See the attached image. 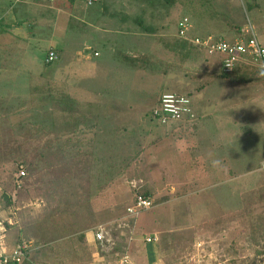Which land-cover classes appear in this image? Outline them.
<instances>
[{
  "label": "rangeland",
  "instance_id": "374dc122",
  "mask_svg": "<svg viewBox=\"0 0 264 264\" xmlns=\"http://www.w3.org/2000/svg\"><path fill=\"white\" fill-rule=\"evenodd\" d=\"M39 1L41 4L38 0L23 4L19 0H7L2 4L3 7L10 4L9 13L4 12L7 21L12 22L11 17H27L24 28L33 35L24 51L18 48L0 51V66L8 67L7 72H0V80L13 75L4 84L6 92L20 94L13 105L1 103L0 106V195L13 194L14 187L18 194L21 191L13 222L18 225L10 228V236L15 242L19 239L26 244L32 242L30 264H116L124 256L129 257L131 264H149L147 256L153 263L159 258L158 264H264V254L256 255L258 250L264 251L260 221L264 217V75L260 72L258 85L236 82L233 86L234 82L231 89L221 93V84L226 81L217 77L222 75L218 55L211 57L200 50L201 58L194 60L181 52H142L150 55V71L128 77L133 71L124 65L122 72L126 79L121 84L124 87L113 88L114 82L119 81V66L127 58L120 57L119 46L114 50L113 39L119 38L103 33V26L92 21L98 18L99 22H107L123 14L139 16L145 24L161 29L158 34L177 38L178 24L183 18L193 24L192 35H204L206 28H216L219 21V30L213 35L226 41L233 39L226 34L227 27L234 30L251 24L264 45V0H94L92 6L85 0ZM134 1L135 5L131 6ZM108 27L116 29L117 21ZM4 39L0 36V46L5 45L3 50L8 44H17ZM51 48L63 54L60 60L48 64ZM79 50L111 71L106 84L108 90H101L92 79H74L71 84L70 78L62 83L55 80L59 70L64 73L69 67L76 69L88 64L73 57V52ZM94 52H98V58ZM135 61L143 65L142 57ZM207 62L213 66L212 71L203 68ZM11 67L18 68L16 74L8 73ZM243 68L245 65L237 67ZM248 70L242 71L249 75ZM234 74L244 78V72ZM131 81L143 89L136 85V90L131 92L129 85L126 86ZM97 93L104 96L110 93L111 98L121 99L125 108L131 104V113L125 120L122 114L109 116L99 129L87 130L85 123L76 128L72 114L86 112L92 102L97 103ZM164 93L176 94L191 103L222 97L224 108L217 103L208 106L213 117L225 116L227 120L222 125L225 135L220 138L222 144L227 141L226 153L216 150L215 155L242 154L253 164L241 172L246 175L214 185L215 174L205 169L208 162L204 168L199 155L189 152L190 140L177 141L154 119L155 101ZM71 100L79 105L72 107L68 102ZM230 115L236 119V126L235 121L229 122ZM150 126L149 130L156 133L145 138L141 149L132 152L135 140L125 137L124 134L128 135L125 131L139 132ZM106 133L109 135L104 137ZM247 133H250L248 138L244 137ZM212 140L217 149L220 146L217 138ZM100 141L107 142L105 148L96 147ZM88 147L101 152L87 150ZM194 157L199 162L193 163ZM86 162L93 163L94 185H98L97 180H107L109 189L98 196L94 194L93 199L77 200L93 216H79L75 212L71 217H55L63 214L54 208V202L62 199L69 204L71 199L65 197L68 189L75 187L79 193L85 183L78 181L77 185L62 184L57 188L53 182L57 178H70L73 182L75 176L81 177L77 172ZM20 164L30 170V174L25 170L23 180L17 179ZM98 171L101 175H97ZM144 185L153 191V202L169 200L131 216L127 213L134 205L131 187ZM99 225L103 228L104 241H98L95 236ZM85 227L88 229L85 234H79ZM147 238L155 241L149 243Z\"/></svg>",
  "mask_w": 264,
  "mask_h": 264
},
{
  "label": "crops",
  "instance_id": "0c3cea01",
  "mask_svg": "<svg viewBox=\"0 0 264 264\" xmlns=\"http://www.w3.org/2000/svg\"><path fill=\"white\" fill-rule=\"evenodd\" d=\"M227 1V0H225ZM7 2V0H0V36L6 37L7 42H9L10 40L7 39H12V41L10 42H15L17 44H13L9 46L7 49H4V46H0V51L1 52H10V50L13 49H19L21 51H24L27 49L26 47V42L29 41L30 37H32L31 35H33V33H29L25 28H24V20L27 17H20L18 18H13L11 17V21L9 22L7 21V17H5L4 15L6 13H9V6L10 4L6 3L5 6L3 7V3ZM39 4H41V2L38 0ZM21 3V2H19ZM23 4V3H22ZM133 6V4L135 5V1L133 3H131ZM2 5V6H1ZM38 5V4H37ZM128 6L127 4L124 5ZM13 6H11L12 8ZM130 7V6H129ZM3 8V9H1ZM14 8V7H13ZM6 10V13H4ZM124 13V12H123ZM122 13V14H123ZM55 17V16H54ZM13 18V20H12ZM91 20V18H89ZM54 20H56V18H54ZM92 21H96L95 25H101L103 26L102 28V32L103 33H108L110 35H116L119 40H115L113 39V44L116 45V48L114 49L115 51H117V47L119 46V48H121V50L118 52L120 54V57L122 58L123 55H125L124 59L125 61L123 62V65L119 66V70L117 69L118 72H121L120 75H117V78L119 81L114 82L116 87L113 88H117V89H123V85H121L123 83V81L126 79L124 74H123V66L126 65L130 68V71H133L132 74H127L128 77H135V76H139L141 73L145 72V70L148 72L149 70V64H143L142 66H140L135 60L139 59L142 57V59L146 60L147 62L150 61V55H148L147 53L144 54L142 52H184V56L186 58H193L198 59L201 58L200 56V49L196 46H194L191 43V37L194 35H190L189 39L185 40H181L179 37L177 38V36L175 37H171L170 35H166L165 34H158L161 29H157L153 26H149L147 24H145V21L142 17H133V16H129V15H124L122 17H119L118 19H107V22H99V19L96 18L95 20ZM114 21H117V25L118 27L115 29H110L108 26L109 24H113ZM9 22V23H7ZM219 21H217L216 24V28L214 29H207L203 31L204 35H199V36H207V35H213L214 32H217L219 30ZM145 25V26H144ZM143 26L145 27V30L143 29ZM213 28V27H212ZM244 28V27H243ZM243 28H237L235 27L234 30H230L229 27H227L226 29V34L231 36V38L235 39L237 38L241 32ZM163 30H168L167 28H164ZM212 31V32H211ZM205 32V33H204ZM197 35V34H195ZM214 36V35H213ZM159 38V39H155V38ZM165 37L169 38L170 40H166ZM164 38V39H163ZM222 39V38H221ZM232 39V40H233ZM153 40V41H151ZM20 42V43H19ZM119 42V45L118 43ZM146 42H150V44L146 43ZM155 42V43H154ZM164 43V45H162ZM109 45L111 44V42L108 43ZM58 49V48H57ZM123 49V50H122ZM51 51H54L58 57L57 60L61 59V55L63 54V52H58L56 49H50V51L48 52V55ZM84 51H77V52H73V57H78V62L83 63L84 61H86L88 64H84L80 67L75 68H68L67 70L65 69L64 73H62L60 70L56 72V76L54 77L55 80H59L61 83L64 81L69 80V78L71 79L70 84L72 83V81L74 79H79V78H83V79H88L94 82L97 81V84L99 87H101V90H108L106 89L108 86L106 85L108 83V81L110 80L109 74H110V70L106 67L103 66H99L95 61H92L91 57L89 56H85L83 55ZM24 53V52H23ZM22 53V54H23ZM132 57H130V56ZM98 52H94V57L98 58ZM219 60L221 61V59L219 58ZM47 62V61H46ZM144 63V61H143ZM221 64V62H220ZM0 72H7L8 67L7 66H0ZM210 67H213L211 64L204 63L203 68L205 70H211ZM221 67V66H220ZM246 68H243L242 70H246L249 69V75H247V73H245L246 71H242L241 69L238 70L237 72H244V80L247 81V84H252V83H256L257 85L259 84V81L261 79V73L257 68H253L252 66H250V68H247V66H245ZM7 68V69H6ZM17 67H11L10 72L12 74H16L17 73ZM221 70V69H220ZM212 71V70H211ZM222 72V71H221ZM220 72V73H221ZM135 74V75H134ZM11 77H13V75H8L5 80H0V83H3V85L0 86V106L1 103L4 104H9V105H13L14 104V99L19 98L20 94L17 93H9L6 92V85H4L5 83H7L9 81V79H11ZM217 77H220V79L225 80L227 85H224V83H222L221 85L223 86V91L231 89L232 88V84L235 82V84H233V86H236V82L234 79H232L233 76L231 77H224L222 75H219ZM217 77H214L217 78ZM115 78V79H117ZM129 85V89L132 92L133 90H136V85H139L138 83L131 81L128 82L126 84V86ZM141 87V86H140ZM110 88V85H109ZM112 88V87H111ZM142 88V87H141ZM143 89V88H142ZM115 90V89H114ZM113 93V92H112ZM111 93V94H112ZM109 95V96H108ZM108 97L104 96L103 93H97V98H98V102L97 103H91V105H89L86 112L82 111L80 114L79 112H77L76 114H72L73 118L71 119L72 121H76L75 123V127L79 128L80 124H86L87 130H93L94 128H100L99 125L102 122L108 121V119L113 118L115 115L120 116L122 114V118L125 120L127 118V114L131 113L133 106L130 104L129 106L123 107L122 103L123 101L121 99L116 100L115 98H111L110 97V93H108ZM115 95V93H114ZM112 94V96H114ZM221 95V94H220ZM219 95V96H220ZM51 97V96H50ZM115 97V96H114ZM115 99V100H114ZM16 100V101H17ZM110 100H113V102L111 103ZM222 97L218 96L214 97V99H208V98H202L201 102L195 101L193 103L190 102V100L187 103V105L190 107V109L193 111L194 115H195V119L194 120H183L181 122H177V123H171L166 127H161L165 130V133H170L171 135L174 136V138H176L177 141H179L181 138L189 141L192 145L189 146L191 147L189 149V152L192 154H198L199 158L201 159L200 162L204 163V168L206 166V163L208 162L207 166H206V171L208 172V170L212 171V174H215L214 177V181L213 184L219 186L222 183H228V182H232V180L234 181L241 178V175H246V173H241L242 171H246L249 170V168L251 166H253L252 161H250L249 159L246 160V158L243 157L242 154L240 155H236L234 154L233 156L230 155H226V157H224L223 152L225 150V144L227 143V141H225L224 144H222L221 141V135H225V133H223V122L227 121L225 120V116L222 118H217V117H213L212 112L209 111L208 106H210L213 103H217L219 104V107L222 106V108H224V104L222 102ZM55 102V101H54ZM69 104L72 105L73 104H77L79 105L77 102L74 101H68ZM119 102V103H118ZM62 103V102H61ZM114 103V104H113ZM113 104V107L110 105ZM60 105V104H59ZM71 107V108H72ZM119 108V109H117ZM236 111V108H233ZM225 111V109H224ZM110 116V118H109ZM229 122L232 124L233 121H235V126L237 125L236 119L232 118L231 115L229 116ZM82 121V122H81ZM150 127H147V130H143L139 132H134L132 130L125 131V133H127L128 135L124 134L125 137H131L135 140V143L133 145V151H136L138 149H141L143 144L145 143L147 137H150L152 135L153 132H151V130H149ZM156 133V131H155ZM144 134V135H143ZM237 135V133H235ZM109 135L108 133H106L104 135L107 136ZM143 135V137H142ZM103 136V135H102ZM141 136V138H140ZM238 136V135H237ZM250 136V133L245 134L244 137L248 138ZM217 138V141L219 142V147L217 149H215V145L212 142V139ZM236 138V136H235ZM233 138V139H235ZM231 140V139H230ZM229 140V141H230ZM107 142L105 141H100L98 142V144H96V147H100L101 149L105 148ZM75 147H73L74 149ZM222 148V149H221ZM87 150H91L94 152V150L101 152V150L99 149H94V148H86ZM59 150V149H58ZM220 152L223 150V152L221 153L220 157H217L215 155V152ZM77 153V150H75ZM74 151V152H75ZM194 152V153H193ZM208 153V154H207ZM202 154L204 155L203 157ZM207 154V155H206ZM206 155V156H205ZM257 156V155H256ZM259 161L261 162V157H259ZM199 159L195 158L193 159V163L194 162H199ZM192 161V160H191ZM93 162H94V158H93ZM192 163V162H190ZM201 163H198V165L200 166ZM90 166L91 169V173L90 175H88L87 173H85L84 176L81 177H77L75 176L74 181L71 182L69 181V179L67 180H59V178H57L55 180V182H53V185H77V182L80 181L81 183H85V188H79L82 189L79 193L77 191V189L75 187H71L69 190V192L67 193V195L65 197H69V199H71V202L69 204L64 203L62 199H58L57 202L55 201V209H57V211L59 210V212L61 214H63V216H59L58 214H56L57 216L55 217H71L75 214V212L79 215V216H87L90 217L89 215L93 216L92 212L86 205H81L80 203L77 202V200L79 199H84V197H89L90 199H93L94 193L93 191V186H97L94 185V179L96 178V176H93V163L91 162H86V164L83 166L84 169H88ZM89 169V170H90ZM240 170V175L238 173V170ZM193 170H197L196 168H193ZM201 176V173L198 175V178ZM204 177H202L201 179H204ZM207 178V177H206ZM97 184L98 185H107V188L102 187L100 190L101 193H103L104 191H106L109 186V182L107 180H97ZM142 182V180H140ZM24 185H22L23 187ZM146 186V185H145ZM57 188H61V187H57ZM16 191L13 192V194H4L7 197V201L1 196L3 194L0 195V219L5 222L6 228H7V233L5 235L4 238V246L6 247L7 251H12L14 248H16V246L18 245H24L27 247V262L31 263L30 261V247L29 245L32 244V242L30 241V243L26 244L24 242H21L20 239L19 241H14L13 238L10 236L11 230L10 228L13 227L14 225H18V222H16L15 224L13 223L16 219V212L18 211L17 209V203H19L18 201V196L20 197V193L18 194V190L17 188H14ZM23 189V188H22ZM16 194H18L16 196ZM80 194L78 198H76V195ZM60 198H64L63 196H60ZM2 201L5 202V206L3 207L2 205L4 204ZM91 203V202H90ZM87 214V215H86ZM47 216V215H46ZM88 227V226H86ZM85 227V229H86ZM102 227V225H99V228ZM98 228V227H97ZM83 230V232L79 233L82 235V233L85 234V232L87 231ZM99 231L96 232V234ZM95 234V236H96ZM147 240V239H146ZM155 241V239H154ZM156 262L153 263L151 260H149V257L147 256V261L149 262V264H158V260L159 258L155 259ZM62 264V263H59Z\"/></svg>",
  "mask_w": 264,
  "mask_h": 264
},
{
  "label": "built area",
  "instance_id": "2783aa9c",
  "mask_svg": "<svg viewBox=\"0 0 264 264\" xmlns=\"http://www.w3.org/2000/svg\"><path fill=\"white\" fill-rule=\"evenodd\" d=\"M21 3L28 0H19ZM88 6H92L94 0H85ZM193 24L188 18H183L178 24V36L183 39H189L192 36ZM194 46L207 53L209 56H219L223 72L226 74L237 70L240 65L252 66L257 68L264 75V45L258 39L255 29L248 24L242 29L241 34L230 41L217 38L213 35L199 36L194 35L191 38ZM189 39V40H190ZM58 59L55 52L51 51L47 57V63H53ZM194 119L193 111L185 106L183 99H179L173 94H165L161 99L160 106L154 111V118L162 124L171 121H180L183 118ZM17 179L21 180L26 176L24 170L19 172ZM150 200L143 197H137L134 205L127 209L131 216H138L140 211L151 209ZM103 228H99L96 234L98 241H104ZM7 233L5 222L0 219V264H23L27 260V247L18 245L12 251H7L4 246V238ZM154 239L147 238V242H153ZM116 264H131L128 256L122 257Z\"/></svg>",
  "mask_w": 264,
  "mask_h": 264
},
{
  "label": "trees",
  "instance_id": "16d2710c",
  "mask_svg": "<svg viewBox=\"0 0 264 264\" xmlns=\"http://www.w3.org/2000/svg\"><path fill=\"white\" fill-rule=\"evenodd\" d=\"M145 26V25H144ZM143 26V29L145 30V27ZM240 30V29H239ZM180 38V37H179ZM181 40H185V39H183V38H180ZM186 41V40H185ZM192 43V42H191ZM193 44V43H192ZM194 45V44H193ZM54 52V51H53ZM181 53H183L184 54V52H181ZM143 61H144V63L143 64H150V62L151 61H146V60H144L143 59ZM48 64H51V63H48ZM222 66L223 65H221V74H222V76H224V77H231V76H233L232 77V79H234L235 81H237V82H246L247 83V81H245L243 78L242 79H240L239 77H235L236 75L234 74L235 72H237L238 71V69L237 70H234L232 73H230V74H226V73H224L223 72V69H222ZM235 77V78H234ZM202 89V88H201ZM165 94H173V93H164V94H162L156 101H155V105H156V108H154V110H153V117H154V111L160 106V104H161V99H162V97L165 95ZM173 95H175V96H177L179 99H183V97H179L178 95H176V94H173ZM187 98H188V96H187ZM184 102V104H185V106H186V100L185 101H183ZM187 107H189L188 105H187ZM190 108V107H189ZM155 119V118H154ZM194 120L195 119V117H194V119H191V118H183L182 120H180V121H171V122H167L166 124H162V123H160L158 120H156L157 122H158V125L160 126V127H166V126H168L169 124H171V123H174V122H181V121H183V120ZM65 162H66V160H64ZM93 167V166H92ZM90 169V166H89V168L88 169H84V168H81V169H79L78 170V172H77V175L78 176H84L85 175V173H87L88 175H90V173H91V169ZM93 169H94V167H93ZM21 170H29V168L27 167V165H22V164H20L19 166H18V168H17V171L18 172H20ZM93 171V173H94V171H95V169L94 170H92ZM97 173V175L99 174V175H101V173L98 171V172H96ZM29 174H30V170H29ZM93 175V174H92ZM94 176V175H93ZM24 179V178H23ZM23 179H21V180H23ZM95 187V189L93 188V193L96 195V196H98L101 192V188L103 187L104 188V190H105V188H106V185H97V186H94ZM14 188H16V187H14ZM100 192V193H99ZM6 201H7V197L3 194V195H1ZM131 196H132V203L133 202H135V200H136V198L137 197H143L144 199H146V200H150L151 201V205H152V207L153 206H155L156 204H158V203H160V201L161 202H166V201H168L169 199L168 198H162V199H160V200H157V201H152L153 200V198H154V194H153V191L151 190V189H149L147 186H137V187H131ZM260 221L262 222V224H263V232H264V217L262 218V217H260ZM258 233H260V232H258ZM257 233V234H258ZM261 235H262V232H261ZM263 236V240H262V242L264 243V234L262 235ZM258 237H259V235L257 236V239H258ZM252 238V237H251ZM263 247V246H262ZM264 254V251L263 250H258L257 252H256V255L257 256H260V255H263ZM10 264H12V263H10ZM23 264H30V263H28L27 261H25ZM234 264H238V263H236V262H234Z\"/></svg>",
  "mask_w": 264,
  "mask_h": 264
}]
</instances>
